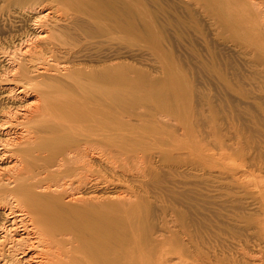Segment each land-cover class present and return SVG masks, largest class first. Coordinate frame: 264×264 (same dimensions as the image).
Segmentation results:
<instances>
[{
	"label": "rangeland",
	"instance_id": "rangeland-1",
	"mask_svg": "<svg viewBox=\"0 0 264 264\" xmlns=\"http://www.w3.org/2000/svg\"><path fill=\"white\" fill-rule=\"evenodd\" d=\"M240 1L131 0V10L121 7L117 17L128 29L91 41L86 35L98 25L83 20L75 30L54 0H0V178L7 180L17 158L9 143L43 96L21 70L27 66L34 82L59 76L62 67L49 59L45 42L67 29L71 46L85 54L74 59L76 67L115 69L128 76L134 96L149 99L132 106L121 92L108 112L138 131L124 139L133 148L118 147L124 152L116 164L87 149L84 161L116 179L76 195L98 198L95 205L142 203L148 231L141 243L156 251L150 264H264V0ZM32 47L45 50V61L31 60ZM156 90L174 93L178 110L156 104L149 97ZM68 194L63 201L76 205ZM14 204H0V264H36L40 251L51 257L52 249L35 247L38 236ZM11 236L24 241L17 245ZM174 238L177 249L163 244Z\"/></svg>",
	"mask_w": 264,
	"mask_h": 264
},
{
	"label": "bare ground",
	"instance_id": "bare-ground-1",
	"mask_svg": "<svg viewBox=\"0 0 264 264\" xmlns=\"http://www.w3.org/2000/svg\"><path fill=\"white\" fill-rule=\"evenodd\" d=\"M54 1L58 4L57 6L60 5L58 9H64L68 11V14H71L68 19L71 20L70 24L75 30L80 27L78 22L83 20L98 25V31L86 35L91 41L93 38L105 35H109L112 39V36L116 37L117 34H121L122 27L128 29V24L123 26L120 23L118 14H120L121 7L126 11L131 10V0ZM232 2L228 4L233 5ZM56 3L53 6L56 7ZM245 3L250 4L247 1ZM245 3L240 1L244 10ZM233 6H236L235 10L238 8L241 11L239 4L236 3ZM253 16L255 27L257 28L259 25L260 28L262 21L260 22L259 13L253 12ZM262 17L261 15V19ZM237 19L240 21L239 23L251 20L249 16L247 19ZM65 31L60 30L58 36L54 35L52 37L54 42L46 40V51L44 49L34 50L32 47L31 50L34 51L29 52V54L32 53L33 59L30 58L31 60L39 58L43 61H45L43 55L49 53L50 56L49 54L48 56L53 61L52 63L62 67L59 76L34 82V79L29 77L30 69L28 70L27 66L21 70L20 75L23 79L28 82L33 81L34 88L43 92V96H41V104H37L30 115L25 118L24 129L15 139L16 142L9 143L11 148H8L7 152L17 158L14 166L8 169L10 175L6 176L7 180H2L0 175V204H8L11 209V204L15 203L14 207L22 208L20 211H23L28 217L27 221L38 236L36 237L37 245L33 246L41 247L43 245L49 250L52 249L49 258L44 257V253H40L41 251L37 253L40 259L35 256L38 258L36 264H150L153 262L152 259L155 257L156 251L155 247L149 249L141 243V237L148 231L142 203L134 204L133 202V204L124 207L117 202L108 201L106 204L102 202L100 205H98L99 203L95 205L92 201L98 198L90 199L88 197L85 199V197L82 198L83 196H77L75 192L78 190L84 195L91 189H98L102 185L115 182L116 178L110 179V177L103 176L106 175L105 172L102 174L103 168L102 170L99 166L93 168L92 161V163L84 161L86 156L89 157L86 151L91 149L96 151V154L101 152L100 155H105V160L108 163H117L115 156L118 153L127 152L129 148H133L128 146L129 144L125 145L126 140L124 141V139L138 131L134 132L132 129L134 126L122 122L121 117H112L108 110L117 99H122L119 98L121 92L132 97V102L129 103L132 106L149 100L148 96L140 93H136L134 96L132 82L125 78L127 75L115 69V71L107 70L108 67L105 70L103 68V71H98L92 68L85 71L86 69L79 68L78 65L76 67L73 64L74 59L83 58L85 54L80 49L77 50L71 46L72 42L69 41L67 29ZM49 67L52 69V64ZM23 79L21 78L22 81ZM163 92L156 90L154 95L151 94L149 97H153L156 104L166 111L178 110L173 102L176 95ZM118 147L124 151H118ZM93 151L91 152L93 153ZM98 151L99 153H97ZM3 154L5 155V153ZM134 171L136 172V170ZM0 173L2 174V172ZM89 177L91 179L88 181ZM63 193L65 196L70 193L68 197L70 196L76 205H70L75 203H67L68 200L65 203L66 200L62 199ZM9 199L12 200V203ZM10 229H8L9 232ZM9 232L7 233L10 234ZM11 238L17 239V245L24 241L21 238L12 236ZM163 244L169 245L171 250L178 248L176 238L167 239ZM15 264H21V262Z\"/></svg>",
	"mask_w": 264,
	"mask_h": 264
}]
</instances>
